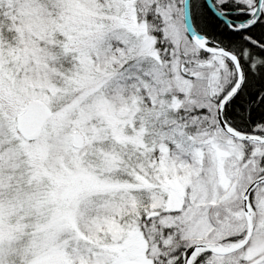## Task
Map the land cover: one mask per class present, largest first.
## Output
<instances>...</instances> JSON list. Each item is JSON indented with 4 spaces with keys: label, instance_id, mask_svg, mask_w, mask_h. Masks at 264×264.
I'll list each match as a JSON object with an SVG mask.
<instances>
[{
    "label": "snow or ice",
    "instance_id": "1",
    "mask_svg": "<svg viewBox=\"0 0 264 264\" xmlns=\"http://www.w3.org/2000/svg\"><path fill=\"white\" fill-rule=\"evenodd\" d=\"M0 264H264V0H0Z\"/></svg>",
    "mask_w": 264,
    "mask_h": 264
}]
</instances>
